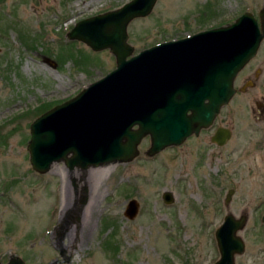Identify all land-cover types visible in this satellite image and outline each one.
<instances>
[{
  "label": "rangeland",
  "instance_id": "1",
  "mask_svg": "<svg viewBox=\"0 0 264 264\" xmlns=\"http://www.w3.org/2000/svg\"><path fill=\"white\" fill-rule=\"evenodd\" d=\"M125 1L0 0V261L11 254L24 264L60 258L56 224L84 188L79 220L62 238L70 260L61 264H212L214 228L227 212L246 215L235 264H264V37L232 82L249 88L214 116L213 126L230 130L224 143H210L209 128L147 155L145 135L132 159L109 162L108 171L69 170L60 160L44 172L31 167L26 141L30 121L42 112L36 109L73 96L115 65L107 47L93 50L66 33L77 20ZM263 3L155 0L147 14L127 22L126 40L136 53L230 22L243 10L256 15ZM164 191L171 202L163 201ZM132 197L138 211L127 218L122 210Z\"/></svg>",
  "mask_w": 264,
  "mask_h": 264
},
{
  "label": "water",
  "instance_id": "2",
  "mask_svg": "<svg viewBox=\"0 0 264 264\" xmlns=\"http://www.w3.org/2000/svg\"><path fill=\"white\" fill-rule=\"evenodd\" d=\"M154 1L127 0L77 20L66 33L93 50L107 47L115 65L30 121L26 149L34 170L44 172L58 160L69 170L125 162L138 153L137 144L145 135L149 138L145 153L153 155L210 125L230 99L235 91L233 78L264 37V3L256 15L243 10L230 22L161 40L132 53L126 24L132 17L147 14ZM229 136V128L217 126L210 139L220 145ZM84 190L57 222L60 258L47 264L70 260L62 238L86 201ZM231 192V188L226 191L225 203ZM162 199L171 202V193L162 192ZM137 211L138 201L127 199L123 215L133 218ZM245 219V214L223 215L214 229L218 257L212 264H235L234 255L244 249L237 230ZM260 220L264 222V213ZM0 264H24V260L11 254Z\"/></svg>",
  "mask_w": 264,
  "mask_h": 264
},
{
  "label": "flooded vegetation",
  "instance_id": "3",
  "mask_svg": "<svg viewBox=\"0 0 264 264\" xmlns=\"http://www.w3.org/2000/svg\"><path fill=\"white\" fill-rule=\"evenodd\" d=\"M236 78H237V77H236ZM236 78H235V77L233 78V82H234V79L236 80ZM245 80H246V79H245ZM241 81H242V82H241L240 85L234 86V88H235L234 93H235L236 91H245V90H247V88H249L250 85H246V84H248V83H246L244 80H241ZM233 85H234V83H233ZM234 93H233V94H234ZM213 119H214V118H213ZM217 126H218V124H216V125L213 126V120H212V123H211L210 125H208V126H206V127H201V128L198 130L197 133H191V134H189L188 136H186V138H188V137H190V136H192V135L197 136V135L199 134L200 131H202V130H206V129L209 130V128H211L212 130H211V132L208 134V138H209V140H210V143L216 144L215 142L211 141L210 137H211L212 133L214 132V130L216 129ZM147 137H148V136H147ZM216 145H219V144H216ZM82 208H83V207H82ZM82 208H81V210H82ZM78 215H79V216H78V218H77V221L79 220L80 213H79ZM54 258H56V257H54ZM5 260H6V259H5ZM5 260H2V261H5ZM57 264H61V262H60V263H57Z\"/></svg>",
  "mask_w": 264,
  "mask_h": 264
},
{
  "label": "bare ground",
  "instance_id": "4",
  "mask_svg": "<svg viewBox=\"0 0 264 264\" xmlns=\"http://www.w3.org/2000/svg\"><path fill=\"white\" fill-rule=\"evenodd\" d=\"M111 167V163H105V164H100V166H98L95 170L96 171H108L109 168Z\"/></svg>",
  "mask_w": 264,
  "mask_h": 264
},
{
  "label": "trees",
  "instance_id": "5",
  "mask_svg": "<svg viewBox=\"0 0 264 264\" xmlns=\"http://www.w3.org/2000/svg\"><path fill=\"white\" fill-rule=\"evenodd\" d=\"M39 105H42V103H40ZM45 108H47V107L41 106V107H38V109H36V110H38V111L40 110V112H41V111L45 110Z\"/></svg>",
  "mask_w": 264,
  "mask_h": 264
}]
</instances>
